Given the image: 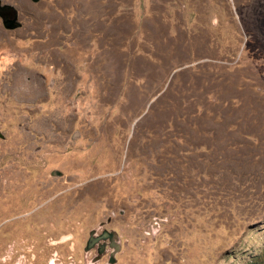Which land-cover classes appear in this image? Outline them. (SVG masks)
<instances>
[{"label":"rangeland","instance_id":"rangeland-1","mask_svg":"<svg viewBox=\"0 0 264 264\" xmlns=\"http://www.w3.org/2000/svg\"><path fill=\"white\" fill-rule=\"evenodd\" d=\"M31 10L0 43V264H110L103 231L111 264H264V0Z\"/></svg>","mask_w":264,"mask_h":264},{"label":"flooded vegetation","instance_id":"flooded-vegetation-1","mask_svg":"<svg viewBox=\"0 0 264 264\" xmlns=\"http://www.w3.org/2000/svg\"><path fill=\"white\" fill-rule=\"evenodd\" d=\"M37 2L33 0H0V43L5 39L8 32L19 30L23 27L22 21L18 18L19 13L22 14H31L30 20L35 19V13L31 10V4ZM15 24L13 28L6 27V25ZM23 33V32H20ZM34 34L37 35V30L32 31L28 30L24 32L23 35ZM98 247L95 246V249ZM99 247L106 251L107 245L100 243ZM101 258V257H100ZM99 258V259H100ZM98 259V260H99Z\"/></svg>","mask_w":264,"mask_h":264},{"label":"water","instance_id":"water-1","mask_svg":"<svg viewBox=\"0 0 264 264\" xmlns=\"http://www.w3.org/2000/svg\"><path fill=\"white\" fill-rule=\"evenodd\" d=\"M33 1H39V0H33ZM16 25L15 24H10V25H6V27H9V28H13L15 27ZM2 133L0 132V137H2ZM105 238H109L111 243H110V246L113 248L112 249V252L110 253V256H109V260H108V263H113L115 262V253L117 252V250L120 248V245L119 243L116 241L118 240L117 238V234L114 232V231H103V233L101 235H97V236H91L90 239H89V243L87 245V247L85 248L86 250L90 249L91 247H93L96 243H98V241L100 239H105ZM98 252L99 254H102L104 253V250H102L101 248L98 249ZM99 258V256L97 257V259ZM96 260V259H95Z\"/></svg>","mask_w":264,"mask_h":264}]
</instances>
